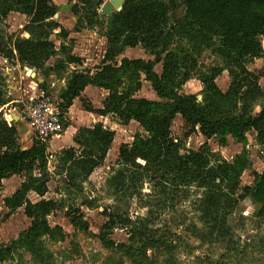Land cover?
I'll list each match as a JSON object with an SVG mask.
<instances>
[{"label": "trees", "instance_id": "obj_1", "mask_svg": "<svg viewBox=\"0 0 264 264\" xmlns=\"http://www.w3.org/2000/svg\"><path fill=\"white\" fill-rule=\"evenodd\" d=\"M76 1L83 6H91L93 2ZM105 1L98 0L93 5L95 17ZM259 4L264 7V2ZM184 5L187 18L202 31V35L213 33L216 26L222 31L219 52L231 78L225 93L215 82L220 71L212 70L199 80L203 86L202 102L195 95H179L171 86L178 80L181 86L191 79L192 65L172 52L165 51L161 76L155 73L151 63L143 60L124 59L121 65L114 64L124 49L141 46L155 52L168 37L165 3L125 0L122 11L110 17L107 50L101 65L94 71L74 72L61 95L65 108H70L87 87L97 86L108 93L103 109L87 108L86 111L102 118L113 116L124 126L136 122L144 130L145 136L138 134L131 145L121 146L117 161L120 170L107 183L115 198L145 197L150 201L148 206L152 211L146 217L134 220L119 208L104 211L107 220L104 229L130 228L132 242L138 241L143 248H155L159 244V240L155 241L158 212L172 206L180 195H187L193 187L204 190L198 203L200 222L208 236L216 240L229 233L228 215L247 196L264 210V172L254 175L253 188L241 187V176L249 167L244 158L238 157L232 163L221 160L207 144L183 155L180 143L171 134L172 124L179 116L189 133H199L206 140L217 138L225 144L228 136L244 139L250 131H255L260 139L264 138V91L259 78L246 67L249 58H258L262 53L260 39L264 36V14L254 11V0H184ZM12 13L24 16L28 20L25 32L37 38L14 39L0 33V56L9 61L16 60L22 67L37 68L54 53L50 35L59 27L53 21L56 7L51 0H0V22ZM70 60L80 62L76 57H70ZM187 66L189 68H185ZM140 73L152 84L159 101L135 98V91L141 88L140 82L137 83ZM125 82L136 84L123 88ZM256 103L262 105L258 112L252 111ZM0 105H5L1 94ZM114 138L115 133L99 123L92 129L78 132L74 140L77 148L60 153L63 160H60V174H65V185L73 186L72 192H79L82 184L104 164ZM18 142L16 126L8 124L0 113V189L5 179L23 174L27 179L19 191L5 200V205L10 211L22 209L32 221L19 240L0 246V261L19 247L41 258L40 239L51 232L46 219L58 208L54 200L33 204L28 199L31 192L40 198L48 192L47 147L34 142L30 149L22 150ZM145 184L150 186L147 195L142 194ZM67 191L70 192V188ZM86 206L92 208L90 204ZM167 235L161 236L166 238Z\"/></svg>", "mask_w": 264, "mask_h": 264}, {"label": "rangeland", "instance_id": "obj_2", "mask_svg": "<svg viewBox=\"0 0 264 264\" xmlns=\"http://www.w3.org/2000/svg\"><path fill=\"white\" fill-rule=\"evenodd\" d=\"M51 1L56 7L53 21L59 25L50 35L54 53L37 68L22 67L16 60L9 61L0 56V94L5 103L0 105V113L8 124L16 126L20 148L28 150L34 142L43 143L31 125L27 111L29 100L42 98L58 108L62 132L48 137L43 143L48 155V192L43 198L33 192L28 194L33 204L54 200L58 208L46 219L51 232L40 239L41 258L19 247L12 250L0 264H264V210L255 205L249 196L241 200L237 209L228 215L229 233L225 238L217 240L208 236L200 222L198 203L204 190L195 187L187 195H180L172 206L158 212L160 216L155 227L158 228L155 241L159 240V244L155 248H143L138 241L132 242L130 228L116 226L104 229L107 223L104 214L106 209L119 208L132 220L136 217L144 218L152 211L148 206L150 201L145 197L135 196L124 200L115 198L107 183L120 170L117 161L121 146L131 145L136 135L145 136V132L136 122L124 126L113 116L102 118L86 111L87 108L93 111L103 109L108 93L97 86L87 87L70 108H65L61 95L73 73L88 69L94 71L104 59L110 17L101 15L100 11L109 0L100 6L98 17L93 15L92 8L98 0H93L91 6H83L76 0ZM159 1L168 8L165 27L168 37L165 43L155 52L141 46L126 48L114 64L119 66L124 59L143 60L151 63L155 73L161 76L165 51L172 52L185 58L189 66L192 65L189 72L191 79L181 86L178 80L171 86L179 95H195L202 102L203 86L199 80L212 70L220 71L215 82L225 93L231 85V78L229 68L219 52L222 35L220 27L216 26L213 33L202 35V31L187 18L184 0ZM260 2L264 0H254V11L263 15L264 7ZM75 5L78 8H74ZM27 23L24 16L12 13L0 22V33L14 39L37 38L25 32ZM260 42L262 53L258 58H249L246 67L259 78V85L264 91V36ZM70 57L79 58L80 62L74 63ZM138 79L141 88L135 91V98L159 101L145 75L140 73ZM135 84L125 82L123 88L134 87ZM261 106L260 103L254 104L252 111L258 112ZM99 123L115 133L113 144L104 164L82 184L79 192H72L73 186L65 185V174H60L63 161L60 153L77 148L74 140L78 132L92 129ZM171 134L180 143L183 155L207 144L211 152L221 160L232 163L238 157L244 158L249 167L241 176V187L253 188L254 175L264 172V138L260 139L255 131L248 132L244 139L228 136L225 144H222L217 138L206 140L199 133H189V128L178 116L172 124ZM35 175L39 177L38 172ZM26 179L22 174L10 176L2 182L0 246H8L19 240L31 227L32 221L22 209L10 211L5 205V200L19 191ZM69 188L70 192L67 191ZM149 193L150 186L145 184L142 194ZM86 203L92 205V208H87ZM163 233L168 234L166 238L161 236Z\"/></svg>", "mask_w": 264, "mask_h": 264}, {"label": "built area", "instance_id": "obj_3", "mask_svg": "<svg viewBox=\"0 0 264 264\" xmlns=\"http://www.w3.org/2000/svg\"><path fill=\"white\" fill-rule=\"evenodd\" d=\"M27 111L34 133L45 143L47 138L62 132L58 108L53 107L42 98L30 99Z\"/></svg>", "mask_w": 264, "mask_h": 264}, {"label": "water", "instance_id": "obj_4", "mask_svg": "<svg viewBox=\"0 0 264 264\" xmlns=\"http://www.w3.org/2000/svg\"><path fill=\"white\" fill-rule=\"evenodd\" d=\"M124 2L125 0H109V3L100 11V14L111 17L112 15L122 11ZM32 76L35 77V74H32ZM39 83H41L40 80Z\"/></svg>", "mask_w": 264, "mask_h": 264}]
</instances>
